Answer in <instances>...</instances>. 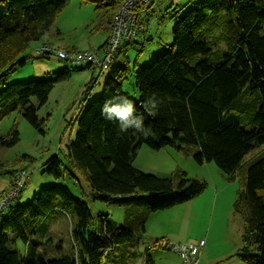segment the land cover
<instances>
[{
  "label": "trees",
  "instance_id": "1",
  "mask_svg": "<svg viewBox=\"0 0 264 264\" xmlns=\"http://www.w3.org/2000/svg\"><path fill=\"white\" fill-rule=\"evenodd\" d=\"M89 1L103 7L109 30L122 0ZM66 2L0 0V83L25 64L30 43L42 40ZM177 12L172 41L159 54L145 65H139L137 58L132 65L125 54L117 55L101 93L91 98L92 85L82 92L74 136L61 156L46 162L47 171L73 181L80 195L54 182L30 202L2 211L0 264H133L143 255L135 246L149 213L187 201L207 185L182 170L160 177L136 168L132 162L142 145L154 150L195 146L198 163L214 161L228 180L244 171L245 185L235 201V210L242 216V246L234 256L245 264H264V154L243 161L248 151L264 143V0H199L181 16ZM108 35L99 48L82 52L96 51L101 56ZM132 74L137 98L122 90ZM68 76L65 70L53 77L7 84L0 90V117L17 111L43 132L44 119L37 110L55 83ZM96 80L92 78L91 84ZM153 94L162 103L158 114L149 116L144 104ZM113 96H125L135 104L150 129L147 134L121 132L118 122L101 115L103 104ZM18 139L13 127L0 136V148ZM25 158L30 156L24 153ZM20 171L0 159V176L15 177ZM82 195L126 205L123 224L112 228L106 215H93ZM55 210L72 215L69 247L60 239L46 243L52 238L45 237L49 229L44 220ZM41 238L50 248L38 254ZM143 257V264H158L149 253Z\"/></svg>",
  "mask_w": 264,
  "mask_h": 264
},
{
  "label": "rangeland",
  "instance_id": "2",
  "mask_svg": "<svg viewBox=\"0 0 264 264\" xmlns=\"http://www.w3.org/2000/svg\"><path fill=\"white\" fill-rule=\"evenodd\" d=\"M197 1L199 0H155L150 6L136 7L135 13L144 29L126 44L123 42L116 56L121 58L125 54L132 65L135 58L139 65L147 64L172 41L174 10L178 9L177 14L181 16ZM104 11L102 6H97V1L67 0L42 40L30 43L24 53L27 56L25 64L17 66L7 75L5 83H0L1 90L13 82L53 77L54 73L65 70L69 75L66 80L55 83L46 103L37 110V115L44 119L41 126L43 132L35 129L17 111H10L0 117V136L6 135L13 127L17 128L19 134V139L14 145L0 148V159L9 167L15 168L16 172L26 171V175L21 179L24 186L22 191L10 205L8 204L9 206L7 205L8 207L2 208L3 211L30 202L35 194H39L44 187L54 182L64 184L74 196L79 197V188L73 181L55 178L53 173L47 171L46 162L53 156H61L65 144L74 136L77 130L75 115L82 92L87 89V85H92L89 96L93 98L99 95L115 61L106 69H92L86 62L73 64L58 57L55 52L38 55L36 49L47 41L54 50L65 47L69 52H82L99 48L109 32L103 16ZM142 48L143 50L139 51ZM100 55H103L102 51ZM92 78L97 79L94 84H91ZM122 90L125 94L137 98L134 74L128 76ZM196 149L195 146L183 149L164 146L154 150L146 145L138 148L132 162L136 168L160 177H170L176 170H182L190 177L206 180L207 185L200 194L187 201L151 211L144 223L145 232L135 247L143 255H152L158 264H176L181 260L172 249L154 246L156 238L164 237L173 243L188 244L197 243L200 239L206 241L208 235L206 245L196 255L199 264H245L233 256L242 246V216L235 210V201L238 191L245 185V172L238 178L228 180L214 161L198 163L194 157ZM24 153L30 158L22 159ZM263 154L264 143L257 144L245 154L243 161L251 162ZM12 179L8 174L0 176V195L9 190ZM149 198L154 202L159 200L158 197ZM83 199L93 215H106L112 228L123 224L126 205L115 201L106 203L89 195H84ZM70 216L72 215L61 210H55L48 215L44 220L49 229L45 237L51 236L52 241H46L47 244L52 245L60 239L64 242V247H69ZM44 240L40 239L38 254L50 248L44 245ZM226 251L231 257L224 258L228 254L224 253ZM143 255L133 260V264H143ZM201 259L205 263H202Z\"/></svg>",
  "mask_w": 264,
  "mask_h": 264
},
{
  "label": "built area",
  "instance_id": "3",
  "mask_svg": "<svg viewBox=\"0 0 264 264\" xmlns=\"http://www.w3.org/2000/svg\"><path fill=\"white\" fill-rule=\"evenodd\" d=\"M154 1L155 0H122L111 17L108 41L104 47L103 56H99L96 51L69 52L62 49L54 50L48 47V45H42L37 48L36 54L40 55L48 52H55L58 57L69 60L73 64H78L83 61L90 64L93 69L97 67L100 68V70L106 69L114 62L116 52L121 47L122 43L136 36L143 29L142 24L138 22L135 8L139 6H150ZM25 175L26 171L21 170L13 177L9 190L0 196V209L8 204L10 205L11 201L22 191L24 186L21 179ZM4 209H2V211ZM204 244L205 239H200L197 243L180 244L173 243L167 238L162 237L154 243V246L172 249L178 255L181 264H198L196 255Z\"/></svg>",
  "mask_w": 264,
  "mask_h": 264
},
{
  "label": "clouds",
  "instance_id": "4",
  "mask_svg": "<svg viewBox=\"0 0 264 264\" xmlns=\"http://www.w3.org/2000/svg\"><path fill=\"white\" fill-rule=\"evenodd\" d=\"M162 103L155 94L147 99L144 108L149 116L158 114L160 104ZM101 115L109 121L118 122L121 132L133 130L141 134H147L150 131L144 125V115L138 114L135 104L125 96H113L105 101L101 108Z\"/></svg>",
  "mask_w": 264,
  "mask_h": 264
},
{
  "label": "crops",
  "instance_id": "5",
  "mask_svg": "<svg viewBox=\"0 0 264 264\" xmlns=\"http://www.w3.org/2000/svg\"><path fill=\"white\" fill-rule=\"evenodd\" d=\"M109 31V30H108ZM43 44V43H42ZM45 44L46 45H48V46H50V43L47 41V42H45ZM37 48V47H36ZM58 49H66L65 47H60V48H58ZM207 241H208V235H207V239H206V241H205V244L203 245V247L206 245V243H207ZM207 252V251H206ZM175 253V252H174ZM224 253H228V254H226V256L224 257V258H229V257H231L230 255L231 254H229V252H224ZM198 254H199V252H198ZM175 255L178 257V255L175 253ZM199 256V255H198ZM234 256V255H233ZM218 257H221V256H218ZM235 257V256H234ZM179 258V257H178ZM221 259V258H220ZM239 260V259H238ZM201 261H202V263H205L204 262V260L203 259H201ZM200 261V262H201ZM162 264V263H161ZM163 264H165V263H163ZM176 264H181V262H177ZM198 264H199V259H198Z\"/></svg>",
  "mask_w": 264,
  "mask_h": 264
}]
</instances>
